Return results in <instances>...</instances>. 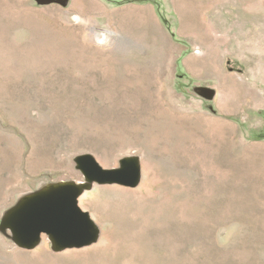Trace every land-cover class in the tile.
Segmentation results:
<instances>
[{
    "label": "rangeland",
    "instance_id": "obj_1",
    "mask_svg": "<svg viewBox=\"0 0 264 264\" xmlns=\"http://www.w3.org/2000/svg\"><path fill=\"white\" fill-rule=\"evenodd\" d=\"M0 264H264V0H0Z\"/></svg>",
    "mask_w": 264,
    "mask_h": 264
},
{
    "label": "bare ground",
    "instance_id": "obj_2",
    "mask_svg": "<svg viewBox=\"0 0 264 264\" xmlns=\"http://www.w3.org/2000/svg\"><path fill=\"white\" fill-rule=\"evenodd\" d=\"M62 183H63V182H62ZM59 185H61V184H59V183H58V184H54V185L49 186V187H47V188H45V189H42L41 192H42V193H48V192H50L51 190L57 188V186H59ZM79 186H80V185H79ZM27 198H29V200H32V199L35 198V194H34V195H33V194H30V195L27 196Z\"/></svg>",
    "mask_w": 264,
    "mask_h": 264
}]
</instances>
